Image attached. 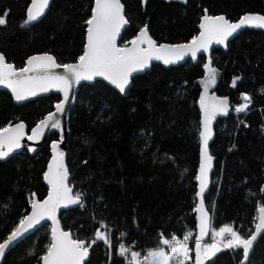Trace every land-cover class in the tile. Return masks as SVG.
Masks as SVG:
<instances>
[{
    "label": "trees",
    "instance_id": "1",
    "mask_svg": "<svg viewBox=\"0 0 264 264\" xmlns=\"http://www.w3.org/2000/svg\"><path fill=\"white\" fill-rule=\"evenodd\" d=\"M121 1L130 22L121 45L145 24L159 44L190 42L199 33L205 10L232 21L246 13L264 14V0ZM30 5L31 0H0V16L7 13L6 24L0 25V52L8 62L22 68L39 53H50L61 64L78 61L94 0H52L43 16L22 26ZM209 58L217 70L215 85L209 88L227 98L229 108L216 117L208 149L215 171L204 202L214 229L232 225L245 238L255 231L257 209L264 205V31L246 29L227 51L215 48L198 63L189 60L170 68L154 64L133 78L126 95L102 80L80 87L70 117L67 162L83 206L62 212L61 222L74 238L86 242L98 229L104 231L102 224L112 228L111 247L103 240L92 244L87 264H128L118 254L120 231L128 242L149 250L164 246L162 238L196 229L200 97ZM242 94L252 103L237 112ZM60 98L52 94L17 105L8 91L0 90V128L23 121L31 129ZM57 138L54 133L50 141ZM49 158L47 143L35 155L26 148L0 159V242L28 214L33 194L47 196L44 174ZM50 243L51 226L44 224L16 244L3 264H41ZM242 260V249H224L204 264ZM247 264H264V232Z\"/></svg>",
    "mask_w": 264,
    "mask_h": 264
},
{
    "label": "snow or ice",
    "instance_id": "2",
    "mask_svg": "<svg viewBox=\"0 0 264 264\" xmlns=\"http://www.w3.org/2000/svg\"><path fill=\"white\" fill-rule=\"evenodd\" d=\"M49 0H31L30 7L26 10V18L22 26H27L37 21L44 15L48 8ZM207 13V10H205ZM6 15L0 16V25L6 24ZM199 35L192 38L189 43L179 45L161 44L157 46L156 41L148 34V26L145 24L135 39L125 43L122 47L117 46V38L121 29L128 25L129 21L124 14V4L121 0H94V7L89 19L85 21L86 45L83 54L78 57L76 63H58L53 55L48 53L33 55L26 61V65L17 69L12 63L6 61L3 53H0V84L10 88L17 101H23L29 97L36 96L41 92L57 89L63 92V100L55 105V111L49 113L43 120L32 129V135L28 140L38 139L43 135L47 127L61 129V119L68 102L70 89L73 82L78 84L81 80H92L97 76L104 77L115 85L121 93H124L130 83L134 72L147 68L152 60H162L164 64H172L183 60L186 56L191 59L197 58V53L203 50L207 52L213 44H223L242 26H251L264 29V15L245 14L238 23L229 22L225 16L202 17ZM63 68V74L55 69ZM207 76L204 83L205 95L200 99L203 109V131L200 132L202 140V162L199 168V204L195 211L199 213V237L195 239V264H203L205 259L214 256L224 249H242L244 262L248 261L249 252L257 236L264 232V205L257 209L258 223L255 231H250L247 238L234 230L232 225H225L219 230L212 231L213 243L204 244L201 240L209 231V217L204 208L203 194L208 183V172L211 168L212 157L208 152V141L211 138V122L217 114H227V98L208 97L209 86L216 82L217 70L211 66V59L205 64ZM233 79V87L236 80ZM243 103L235 108L237 112L245 111L252 103L249 95L242 94ZM25 136V124L23 122L13 126L9 123L0 128V159L7 157L14 149L22 147L21 140ZM62 139V137H61ZM57 145H53L56 151ZM35 150V149H31ZM64 153L56 152L53 163L49 165L45 173V180L51 186V191L42 202L33 199L31 202V213L19 220L11 233L0 242V261L10 246L17 242L29 229L33 228L41 220L50 219L53 222L52 241L46 248V253L40 257L43 264H84L88 257L89 248L98 240H103L111 247L110 229L107 225H101L104 231L97 230L94 238L86 242L80 238H73L72 234L60 228L57 219V210L63 205H81L82 194H72V188L68 185V169L63 162ZM264 191V189H262ZM35 194H33V197ZM122 236L124 234H121ZM162 235V234H161ZM192 233H187L183 239L173 235L170 239L162 238V244L170 249L165 251L164 247L147 250L141 259V253L132 251L131 247L124 244L118 246V254L126 256L130 253L128 264H186L190 259L188 241ZM31 254V253H30Z\"/></svg>",
    "mask_w": 264,
    "mask_h": 264
},
{
    "label": "water",
    "instance_id": "3",
    "mask_svg": "<svg viewBox=\"0 0 264 264\" xmlns=\"http://www.w3.org/2000/svg\"><path fill=\"white\" fill-rule=\"evenodd\" d=\"M144 1H145V0H144ZM51 2H52V0H49L48 8H49ZM121 2H122V1H121ZM48 8L45 9L44 14L47 12ZM124 14H125V17H126L125 6H124ZM206 14L209 15L208 13H206ZM246 14H259V13H246ZM244 15H245V14H244ZM244 15H243V16H244ZM261 15H264V14H261ZM209 16H213V15H209ZM215 16H220V15H215ZM223 16H225V15H223ZM243 16H242V17H243ZM242 17H241V18H242ZM225 18H226L229 22H231V23H238V22L240 21V19H241V18H240V19L237 20V21H232V20L228 19L226 16H225ZM126 19L128 20L127 17H126ZM128 21H129V20H128ZM202 22H203V21H202V18H201V21H200V23H199V25H198V26H199V33L202 31V29L200 28V24H201ZM129 26H130V22L128 23V25H126L124 28L121 29L120 36L117 38V46H118V47H122V46H123V45H121L122 35H123L124 31H125ZM246 29H254V30H261V31H264V29H262V28L251 27V26H242L240 29L237 30V32H235L232 36H230V37L228 38V40L226 41V44H227L226 47H225V45H223V44H216V43H213V44L209 47V49H208L207 52H204L203 50H201L200 52H198V53H197V58H196L195 60L191 59L190 56H186L183 60H179V61H177V62H175V63H172V64H164L162 60H155V59H154V60H152V61L150 62L149 66H148L147 68L143 69L142 71L134 72V73L132 74V76H131V78H130V83H129V85H128V87L126 88V90H125L124 93H121V92L119 91V89H118L115 85L111 84L110 81H108V80H106L104 77H100V76H97V77H95V78L92 79V80H81L78 84H76L75 82H73L72 87H71V89H70L68 102L65 103L64 114H63L62 117H60V119H61V129H53V128H51V127L49 126V127H47V128L44 129V131H43V135H41L38 139H34V140H28L27 137L30 136V135H32V129L35 128V127L37 126V124H39V122H40L41 120H43V119H44L49 113H52V112L55 111V105H56L57 103H60V102L63 100V92L60 91V90H57V89H52V90H50V91H48V92H41V93H38L36 96L29 97V98L26 99V100H23V101H17V100H15V98H14V94L12 93L11 89L8 88V87H6V86L3 85V84H0V90H6V91H8V92L12 95L13 100H14V102H15L17 105H21V104H24V103L29 102V101H33V100L38 99V98H41V97L50 96V95H52V94H58V95L61 96L60 100L54 105L53 110H52L51 112L47 113V114H46V115H45V116H44V117H43L38 123H36L31 129H29V128L27 127V125H26L23 121H19V122H16V123L12 124L13 126H15V124L20 123V122H23V123L25 124V136H24V138L21 140L22 147H20V148H18V149H14L12 152L9 153V155H8L7 157H4V158H2V159H8L9 157H11V156H13V155H15V154L21 153V152L24 151V149H26V148L28 149V151L30 152L31 155H35L40 149H42L47 143H49V146H50V158H49L48 163H47L46 172L48 171L49 165H51V164L53 163V158H54V156H56V152H63V153H64L63 162H64V165L67 167V169H68V173H69V175H68V181H67V182H68L69 187L72 188V194L75 195L76 191H75V188L71 185L72 175H71V173H70V170H69V167H68V162H67V158H68V150H69V149H68V138H69V134H70V117H71V112H72L73 108H74L75 105H76L78 92H79V90H80V87H81L83 84H92V83H94V82L97 81V80H102V81H105V82H106L108 85H110L111 87L115 88V89H116L117 91H119L122 95H126L127 92H128V90L130 89V86H131V84H132V80H133V78L136 77V76H138V75H142V74L146 73L147 71H149V70L152 68V66H153L154 64H161V65H162L163 67H165V68H170V67H175V66H178V65H180V64H183V63H185V62H187V61H189V60L192 61V62H194V63H198V61H199V59H200V56H203V55H204V56L210 57V55H211L213 49H215V48H221V49L227 51V50H228V46H229V44L231 43V41H233L236 37H238V36H239L244 30H246ZM138 33H139V32H138ZM138 33H137V35H138ZM199 33H198V35H199ZM148 34L150 35L149 31H148ZM137 35H136V36H137ZM136 36H135V37H136ZM150 36H151V35H150ZM135 37H134L133 39H135ZM133 39H132V40H133ZM152 39H153V38H152ZM153 40H155V39H153ZM155 41H156V40H155ZM186 43H189V42H186ZM186 43H176V44H174V43H161V44L179 45V44H186ZM156 44H157V46L161 45V44L157 43V41H156ZM85 45H86V44H85ZM128 45H129V47H131V44H130V43H128ZM0 53H1V52H0ZM39 54H44V53H39ZM39 54H35V55H39ZM48 54H50V53H48ZM50 55H52V54H50ZM32 56H33V55H32ZM30 57H31V56H30ZM6 61L8 62L7 58H6ZM57 62H58V61H57ZM76 62H77V61H76ZM76 62H72V63H76ZM9 63H10V62H9ZM58 63H59V62H58ZM12 64H13V63H12ZM13 65H14V64H13ZM25 65H26V64H25ZM14 66H15V65H14ZM15 67H16V66H15ZM16 68H17V67H16ZM17 69H19V68H17ZM55 71L58 72V73H60V74H63V72H64L63 68L55 69ZM203 119H204V113H203V117H202V119H201L200 132L203 131ZM215 124H216V117H215V119H213L212 122H211V133H212V135H211V138H210L209 141H208V149L210 148V145H211V143H212V141H213V139H214V137H215V134H216ZM54 133H57V134H58V138H57V139H53V140L50 141V136H51L52 134H54ZM61 137H62V139H61ZM200 143H201V148H202V140H201V137H200ZM54 144H56V145L58 146L57 149H56V151L53 150V145H54ZM31 149H35V150L33 151V150H31ZM201 162H202V160H201ZM201 162H200V164H201ZM199 168H200V165H199V167H198V173H197V176L199 175ZM214 171H215L214 163H213V161H211V168H210V170H209V172H208V183H207V187H206V189H205V192H204V194H203V199H204L205 195L208 193L209 189H210L211 186H212V181H213ZM46 172H45V173H46ZM44 177H45V174H44ZM44 181H45L46 185H47L48 188H49V189H48V194H47V196L44 198V199H46V198L48 197L50 191H51V186L47 183V181L45 180V178H44ZM197 182H198V192H199V181L197 180ZM33 199L38 200V201H41V202L44 200V199H39L36 195L33 197ZM199 200H200V197L198 196V204H199ZM78 206H79V204H77V205H71V204H70V205H68L67 207L61 205V206L58 208V210H57V219L59 220L60 228H61L62 230L67 231V230L64 229V227H63V225H62V222H61V214H62V212H64V211H68V210L73 209V208H76V207H78ZM197 206H198V205H197ZM204 208H205V211L208 213V217H209V231H208V234H209L210 229H211V223H212V221H211V214L209 213V211H208V209H207V207H206V205H205V202H204ZM30 213H31V207H30V210H29V212H28L27 215H29ZM199 215H200V214L196 212V230H197V236H198V237H199V227H198V225H199ZM44 224H50V226H51V241H52V228H53L54 225H53V222H52L50 219H47V218H46V219H44V220H41V221H40L38 224H36L33 228L29 229V231H28L27 233H25L22 237H20V238L17 240V242H15L14 244H12V245L10 246V249L6 251L3 260L0 261V264H3V262H4V260H5L6 256H7V254H8V252H9V251H10V250H11L16 244H18L19 242H21L22 240H24L26 237H28L29 235H31L32 233H34L35 231H37V230H38L39 228H41ZM68 232H70V231H68ZM70 233H71V232H70ZM262 233H263V232H262ZM262 233L259 234V235L257 236V239L253 242L252 249H251L250 252H249V258H250L251 254H252V252H253V249H254V247H255V245H256L258 239H259L260 236L262 235ZM71 234H72V233H71ZM208 234L205 235V236L203 237V239L201 240V244H202L203 241L206 239V237L208 236ZM72 236H73V234H72ZM73 238H74V236H73ZM89 258H90V252H89V254H88V257L85 259L84 264H87V262L89 261ZM249 258H248V260H249ZM194 260H195V247H194ZM247 262H248V261H247ZM247 262H244V264H247ZM41 264H43L42 261H41ZM194 264H195V263H194ZM203 264H204V261H203ZM241 264H242V263H241Z\"/></svg>",
    "mask_w": 264,
    "mask_h": 264
},
{
    "label": "built area",
    "instance_id": "4",
    "mask_svg": "<svg viewBox=\"0 0 264 264\" xmlns=\"http://www.w3.org/2000/svg\"><path fill=\"white\" fill-rule=\"evenodd\" d=\"M211 221H212V223H211L210 233L206 237V240L207 241L210 240L211 242H213L212 231H213L214 227H213V217H212V214H211ZM109 229H110V239H111L112 228H109ZM189 230H190L189 232L192 233V235H191V237H190V239L188 241V247L190 249V252H189L190 259L188 261H186V264H192L193 263V260H194L193 251H194V244H195L194 242H195V239L198 238V236H197V230L196 229H189ZM120 234H124L123 236L121 235V241L124 243V245L127 246V247H131V250L132 251L140 252L141 253V259H142V257L146 254V250L138 248L136 246L135 242H128L126 240V234L124 233V231H120ZM183 236L184 235L176 236V237L178 239L182 240L183 239ZM121 241H120V244L122 243ZM166 249L171 254L170 249L167 246H166ZM126 256L128 258H130V253L126 254ZM126 256H125V260L128 262V258H126Z\"/></svg>",
    "mask_w": 264,
    "mask_h": 264
},
{
    "label": "rangeland",
    "instance_id": "5",
    "mask_svg": "<svg viewBox=\"0 0 264 264\" xmlns=\"http://www.w3.org/2000/svg\"><path fill=\"white\" fill-rule=\"evenodd\" d=\"M206 76H207V75H206ZM204 95H205V91H204V87H203L201 97L204 96ZM207 96H208V97H213V96H214V97H217V96H216V95L210 90V88H208ZM201 97H200V99H201ZM217 98H219V97H217ZM220 99H223V98H220ZM228 108H229V106H228ZM219 115H224V114H217L216 117L219 116ZM100 229H104V228H100ZM189 231H190L189 229L186 230V231H184L183 235L189 233ZM121 242H122V241H121ZM213 242H214V241H213ZM213 242H211L210 240H208V241L205 240V241H203L202 246H203L204 244H210V243H213ZM121 244H124V243L122 242ZM126 247H127V246H126ZM162 247H164V248H165V251L168 252L167 249H166V246H165V245L162 246ZM194 247H195V244H194ZM153 249H155V248H153ZM146 252H147V250H146ZM169 254H170V253H169ZM170 255H171V254H170ZM212 257H213V256L209 257L208 259H205V260H204V263H205L207 260H210ZM170 264H171V262H170Z\"/></svg>",
    "mask_w": 264,
    "mask_h": 264
},
{
    "label": "crops",
    "instance_id": "6",
    "mask_svg": "<svg viewBox=\"0 0 264 264\" xmlns=\"http://www.w3.org/2000/svg\"><path fill=\"white\" fill-rule=\"evenodd\" d=\"M213 230H219V229H213Z\"/></svg>",
    "mask_w": 264,
    "mask_h": 264
},
{
    "label": "bare ground",
    "instance_id": "7",
    "mask_svg": "<svg viewBox=\"0 0 264 264\" xmlns=\"http://www.w3.org/2000/svg\"><path fill=\"white\" fill-rule=\"evenodd\" d=\"M225 250H230V249H225Z\"/></svg>",
    "mask_w": 264,
    "mask_h": 264
}]
</instances>
